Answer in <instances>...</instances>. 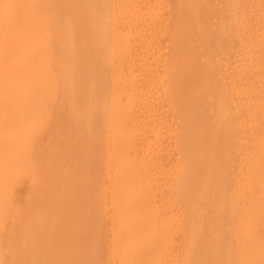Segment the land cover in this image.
<instances>
[{"label": "bare ground", "instance_id": "6f19581e", "mask_svg": "<svg viewBox=\"0 0 264 264\" xmlns=\"http://www.w3.org/2000/svg\"><path fill=\"white\" fill-rule=\"evenodd\" d=\"M0 264H264V0H0Z\"/></svg>", "mask_w": 264, "mask_h": 264}]
</instances>
